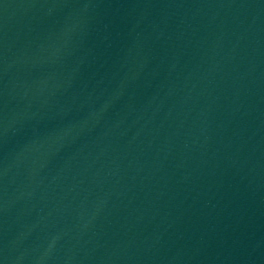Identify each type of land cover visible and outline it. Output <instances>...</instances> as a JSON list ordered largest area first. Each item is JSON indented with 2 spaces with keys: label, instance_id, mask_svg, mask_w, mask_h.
Segmentation results:
<instances>
[{
  "label": "water",
  "instance_id": "water-1",
  "mask_svg": "<svg viewBox=\"0 0 264 264\" xmlns=\"http://www.w3.org/2000/svg\"><path fill=\"white\" fill-rule=\"evenodd\" d=\"M0 264H264V0H0Z\"/></svg>",
  "mask_w": 264,
  "mask_h": 264
}]
</instances>
